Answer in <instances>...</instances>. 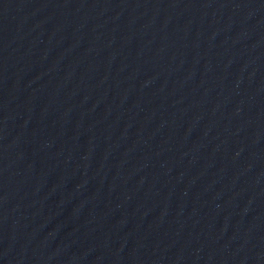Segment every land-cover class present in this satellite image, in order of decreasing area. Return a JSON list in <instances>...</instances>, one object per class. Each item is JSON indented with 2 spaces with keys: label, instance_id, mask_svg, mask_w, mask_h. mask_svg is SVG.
Wrapping results in <instances>:
<instances>
[{
  "label": "water",
  "instance_id": "95a60500",
  "mask_svg": "<svg viewBox=\"0 0 264 264\" xmlns=\"http://www.w3.org/2000/svg\"><path fill=\"white\" fill-rule=\"evenodd\" d=\"M0 264H264V0H0Z\"/></svg>",
  "mask_w": 264,
  "mask_h": 264
}]
</instances>
